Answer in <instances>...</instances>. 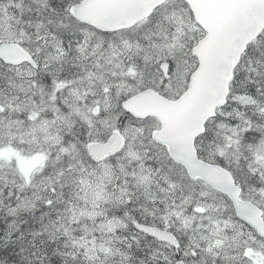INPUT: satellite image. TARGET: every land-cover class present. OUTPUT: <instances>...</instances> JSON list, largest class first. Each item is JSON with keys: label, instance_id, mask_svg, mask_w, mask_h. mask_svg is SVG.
Masks as SVG:
<instances>
[{"label": "snow or ice", "instance_id": "obj_1", "mask_svg": "<svg viewBox=\"0 0 264 264\" xmlns=\"http://www.w3.org/2000/svg\"><path fill=\"white\" fill-rule=\"evenodd\" d=\"M0 264H264V0H0Z\"/></svg>", "mask_w": 264, "mask_h": 264}]
</instances>
